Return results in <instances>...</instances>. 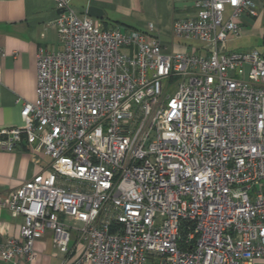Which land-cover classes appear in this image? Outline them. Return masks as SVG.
Returning <instances> with one entry per match:
<instances>
[{"label":"built area","instance_id":"obj_1","mask_svg":"<svg viewBox=\"0 0 264 264\" xmlns=\"http://www.w3.org/2000/svg\"><path fill=\"white\" fill-rule=\"evenodd\" d=\"M70 1L54 0L62 49H38L23 124L0 128V149L50 158L0 194L23 217L0 261L32 264L50 231L66 264H264V46H227L264 0H195L172 23L199 44L185 52Z\"/></svg>","mask_w":264,"mask_h":264},{"label":"crops","instance_id":"obj_2","mask_svg":"<svg viewBox=\"0 0 264 264\" xmlns=\"http://www.w3.org/2000/svg\"><path fill=\"white\" fill-rule=\"evenodd\" d=\"M195 0H71L77 14H86L89 6L102 10L99 19L104 27L121 31L135 29L155 36L167 51L185 52L198 42L176 37L172 33L175 19L194 14ZM57 10L54 0H0V128L21 126L20 110L24 101L36 100V55L39 48L61 50L54 27ZM95 18V17H94ZM244 29L256 27L264 43V7L252 18H244ZM50 158L35 156L21 143L14 150L0 149V194L18 188L24 181L42 172ZM23 217L0 208V240L20 239ZM70 246L73 240L70 241ZM36 258L32 264H66L64 255L52 246L46 231L33 244ZM0 264H6L0 261ZM260 264V263H256Z\"/></svg>","mask_w":264,"mask_h":264},{"label":"rangeland","instance_id":"obj_3","mask_svg":"<svg viewBox=\"0 0 264 264\" xmlns=\"http://www.w3.org/2000/svg\"><path fill=\"white\" fill-rule=\"evenodd\" d=\"M263 39L256 27L249 26L247 30L227 43L228 50L235 52H244L251 49H261L263 47Z\"/></svg>","mask_w":264,"mask_h":264},{"label":"water","instance_id":"obj_4","mask_svg":"<svg viewBox=\"0 0 264 264\" xmlns=\"http://www.w3.org/2000/svg\"><path fill=\"white\" fill-rule=\"evenodd\" d=\"M87 15L95 18H102L103 12L101 9L95 7V6H89L87 8Z\"/></svg>","mask_w":264,"mask_h":264},{"label":"trees","instance_id":"obj_5","mask_svg":"<svg viewBox=\"0 0 264 264\" xmlns=\"http://www.w3.org/2000/svg\"><path fill=\"white\" fill-rule=\"evenodd\" d=\"M264 46V45H263Z\"/></svg>","mask_w":264,"mask_h":264}]
</instances>
